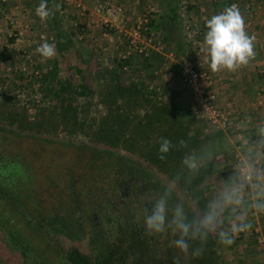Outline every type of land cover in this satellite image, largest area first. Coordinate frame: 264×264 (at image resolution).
<instances>
[{"label":"rangeland","instance_id":"obj_1","mask_svg":"<svg viewBox=\"0 0 264 264\" xmlns=\"http://www.w3.org/2000/svg\"><path fill=\"white\" fill-rule=\"evenodd\" d=\"M52 1L51 15L46 20H41L36 15L35 9L41 0H7L4 2L5 10L0 2L1 10H4L0 11V80L6 78L5 85L8 86L6 89L0 84V110L5 112L1 114V118L5 119L0 121V127L7 130L0 132V160L20 162L28 178L27 182L24 181L27 185H21L20 188L17 184L0 182V264H54L53 261L55 264H70L66 258L70 249L77 248L83 254L90 253L86 239L90 225L84 223L85 228L80 235H86L73 240L63 234L66 230L62 224L57 223H62V220L55 217L66 218L65 225L69 228L82 229L74 223V219L81 216V212L71 209L74 208L75 202L70 184L72 179L77 178H72L70 171L75 169L77 176L85 170L94 149L102 152L113 151L126 156L134 160L141 169L150 168L157 172L163 180L179 190V180H172L168 170L164 173L149 165L144 152L138 151V148L132 151L129 142L121 140L117 147H113L106 140L100 139L99 134L97 139H92L91 135L94 136L97 126L89 131L85 128L84 132L80 129L70 130L71 128H67L62 122V118L58 117L59 120L54 125L50 124L46 129L36 132L29 126L23 125L21 128L19 122H7V119L12 117L26 120L28 123L48 117L47 112L39 113L38 110H46L52 105V101L44 99L40 82L36 78L40 77L43 71L51 69L54 63L59 65L60 78H70L78 86L85 78L86 83L92 87V103L83 108L89 118L100 119L105 115L107 107L100 103V99L102 93L111 85L110 82L125 86L145 85L150 91L156 90L158 98L171 109L174 118L182 117L200 134L211 135L207 143L188 154L197 157L199 166L209 161L217 163V166L214 165L216 172L214 171V175L206 182L207 191L203 196L194 199L193 206L199 214L206 209L204 204H208L220 193L249 155L253 158H264V146L259 143L262 138L257 133V122L253 120L257 115L264 116V78L259 74L255 72L245 76L246 82L251 86L247 91H229L224 88L222 85L229 77L228 71H210L202 51L203 41L190 44L184 40L185 25L182 21L177 26L170 27L169 24L166 25L168 18L161 20L159 29L153 31L158 36L157 41L142 42L140 48L147 45L144 50L133 46L128 35L138 18L134 16L142 14L146 8L139 9L137 0H123L122 3L120 0H98V3L110 1L114 5L122 4L123 13L112 19L113 25H105L100 17L81 14L78 9L68 4V0ZM161 1L157 4L158 8ZM180 1L188 8V0ZM148 2L156 3L154 0ZM164 6L168 12L172 11L171 3L170 7L162 4V7ZM93 9L92 7L90 10ZM150 14L152 17L153 12ZM61 33L67 38L66 47L62 50L58 49V43L62 39ZM12 38L15 40L12 41ZM45 42L54 46V55L51 58H44L36 51ZM156 46L159 50H156ZM4 52H9L11 58H3ZM186 59L197 60L201 71L209 75L210 79L205 82L206 90L216 95L218 105L230 118V126L219 129L212 126L209 120L193 115L190 104L193 90L185 85L181 75L182 64ZM124 60H128V63L125 62L122 66L123 72L120 74L116 68L119 62ZM76 66L80 67L83 73H76ZM73 67L75 70H71ZM244 67H248V64L240 69ZM19 72L22 73L20 78ZM15 81L21 86L29 82L33 85L13 90ZM166 81L171 82L164 86ZM5 93L8 96L16 94L19 100L10 101L8 105L3 106L1 104ZM243 93L248 96L244 97ZM74 99L76 104L85 105L84 95H75ZM139 108L136 113L141 119L146 116L145 110L148 108ZM136 119L139 120V117ZM195 120H203L207 126L201 129ZM161 123L164 126L165 123ZM158 127V124L154 125V130L157 131ZM8 131L22 134L19 136ZM156 131L151 132L153 137L158 135ZM81 146L86 148L81 149ZM218 165L225 171L224 174L217 173ZM171 174L175 178L176 171L173 170ZM107 177L114 180L115 171L110 170ZM19 183L23 181L19 180ZM249 194L245 193L246 199ZM77 199L85 203L89 201V196L80 195ZM117 200L123 202L120 209L125 212L126 197L122 192H119ZM39 213L47 218L52 216L56 221L51 223L52 228L62 232L40 227L37 223L38 219H41ZM144 215L145 213L140 212L135 217L136 228L142 236L146 234ZM42 220L47 226L48 222L44 217ZM248 220L251 228L237 234L231 245L221 244L218 240L216 254L219 258L222 257L219 264H264V214H250ZM117 221L119 227L124 224L123 219ZM96 222L105 237L107 230L110 235L117 231L114 224L108 225L105 220L97 219ZM153 237L158 239L154 240ZM172 241L171 235L167 233L161 236L153 234L149 242V250L152 251L149 253V259L154 254L159 257L158 254L163 253L158 250V246H161L162 250L165 247V252L170 255L164 254V259L157 258L164 261L163 264H173V255L181 256L182 264H189L192 256L179 253L172 246ZM124 258L123 264H137L131 256Z\"/></svg>","mask_w":264,"mask_h":264},{"label":"trees","instance_id":"obj_2","mask_svg":"<svg viewBox=\"0 0 264 264\" xmlns=\"http://www.w3.org/2000/svg\"><path fill=\"white\" fill-rule=\"evenodd\" d=\"M6 1L7 0H0L4 10L6 6L4 2ZM176 2L177 0H171V9L173 13L172 11L168 12L165 18L161 20L168 18L175 24L179 16L178 12H180L177 8H173V4ZM178 2L182 3L180 0H178ZM47 4L50 9L53 1L47 0ZM161 20H151L149 23L151 29L158 30L161 25ZM60 37H62V39H60L61 41L58 43V49L61 48L62 50V48L66 47L67 42H65V40L67 38L62 33ZM197 39V41L201 42L200 37H197ZM11 40L14 41L15 39L12 38ZM2 57L9 59L11 58V54L9 52H4ZM122 62H119L118 68H116L120 74L123 72L122 66L125 62L128 63V60ZM76 69V73L81 71L80 67ZM71 70H75V67ZM81 73H83V71H81ZM72 76H74L73 73ZM18 77H22L21 72L18 73ZM36 80L40 82V89L43 92L44 99H50L52 101V105L46 110L44 108L38 110L39 113L47 112L48 117L29 123L26 120L23 121L19 118L12 117L11 119H7V122H19L21 128L23 125L26 127L29 126L36 132L46 129L50 124L54 125L58 122V117L62 118V122L68 126L67 128L70 127V130L80 129L84 132L85 128L89 131L97 126L94 136L91 135L92 139H97V134H99L100 139L106 140L113 147H117L121 140L127 141L132 151L138 148V151L141 150L144 152L143 154H145V159L148 161L149 165H152V167L164 173L168 170L172 180L180 181L178 190L163 180L157 172H154L150 168L141 169L134 160L128 159L126 156L117 154L113 151L102 152L99 150L95 151L94 149V151H92V158L89 160L85 170L77 174V176L75 169L70 171V174L73 175L72 178H77L76 180L72 179L73 182L70 184L73 191L71 194L74 195L75 202L73 203L74 208L71 209L81 212V216L74 219V223L82 229L77 230L75 228H69L65 225L67 222L66 218L55 217L60 219V221L62 220V223L59 221L57 223L62 224L63 229L66 230L63 231V234L71 237L73 240L82 238V235L83 237L86 235V233L80 235L85 228L84 223L90 225L89 234L86 237L88 245L90 246V253L83 254L79 249L72 248L67 251L66 255L69 263L123 264L124 257L128 255L131 256L137 264H163L164 261L160 259L157 260V258L162 257L164 259L166 255H169V252H165V250H167L165 247L164 250H162V247L158 246V250L163 253L158 254L159 257L154 254L152 258L150 257L149 259V253L152 252L149 250L151 244H149V242L152 235H141L136 228L135 217L137 213H144L145 207L150 208L154 200L163 194L165 188H171L173 190L169 198L170 207L174 204L182 203L190 220L201 215V213H197L198 211L196 212L194 209V199L203 196V193L207 191L208 185H206V182L214 175V165L217 166V163L212 161L206 162L200 165L196 172L191 173L184 167L182 161L192 150L198 149L207 143L211 135L200 134L198 130H194L189 123H186L182 117L179 119L174 118L171 109L164 104V101L158 98L156 90L150 91L145 85L140 86L134 84L125 86L120 83L113 84L110 82L111 85L102 93L100 99V103H103L107 107L106 113L102 115L100 119H96L89 118L83 110L86 105L92 103L94 94L92 87L86 83L85 78L83 83L79 86L70 78H60L59 65L58 63H54L51 69L43 71L41 76L37 77ZM6 81V78H2L0 84L3 88L7 89L8 86L5 85ZM170 82L171 81H166L164 86L170 84ZM32 85L29 82L25 86H21L17 85L15 81L12 88L15 90L17 87L23 88ZM75 95H84L85 105L76 104L74 99ZM16 100H19L16 94L8 96L5 93L1 105H8L10 101ZM139 107L148 108L145 110L146 116L141 119L139 114L136 113L139 112ZM2 113L5 112L0 110V121L5 119L1 118ZM137 117H139V120L136 119ZM161 121L165 123L164 126H162L163 124ZM205 123L206 122L203 120L196 121L197 126L201 129L207 126ZM156 124L159 125L157 131L154 130V125ZM4 131L7 130L0 127V132ZM149 131L150 133H148ZM152 131H156L158 135L153 137L151 134ZM10 133L19 136L22 134L15 132ZM161 137L168 138L173 144H178L179 141L183 140L186 143V147L174 148L167 154L164 160H161L159 159L158 152V142ZM80 148L85 149L86 146H81ZM110 170L115 171L116 177L114 180L113 178H111V180L107 177ZM173 170L176 171L175 178L171 174ZM26 173V170L20 162H4L0 160V182L6 184L11 183L12 185L17 184L20 188L21 185H27L24 182L28 181L25 175ZM217 173L224 174L225 171L218 165ZM178 177L181 178L177 179ZM19 180H22L23 183L20 184ZM119 192H122V195L126 197L125 212L120 209L123 202L117 200ZM85 194L89 196L88 202L82 203L81 200H76L77 197L80 195L84 196ZM191 203L192 205H190ZM206 206L207 204L205 203L204 207L206 208ZM95 214L97 215L98 221L105 220L108 225L114 224L117 230L115 234L110 235V232L107 230V237H105L104 234H102L103 232L100 231L101 229L96 225L97 220L94 218ZM39 215L41 216V219L37 221L39 226L42 228L48 227L51 230V223L55 221L54 218L52 216H48L47 218L41 213H39ZM43 217L45 221L48 222L47 226L44 225L45 222L42 220ZM119 219L124 220V224L120 227L117 221ZM53 231L62 232L60 229H53ZM165 233L171 235L172 240L177 238V234L171 232V230H167ZM157 235L161 236L162 234ZM216 237L217 236L214 234H210L204 245L202 254L198 257H192L189 264H219L222 257L219 258L216 254L219 243ZM153 239L156 240L158 238L153 237ZM119 240L121 243H119ZM59 250L62 251L60 247ZM169 250L173 252L171 248ZM53 263L55 264L54 261Z\"/></svg>","mask_w":264,"mask_h":264},{"label":"clouds","instance_id":"obj_3","mask_svg":"<svg viewBox=\"0 0 264 264\" xmlns=\"http://www.w3.org/2000/svg\"><path fill=\"white\" fill-rule=\"evenodd\" d=\"M35 11L41 20L51 15L47 0H41ZM205 27L207 31L202 51L212 73L222 70L234 72L254 58L255 37L247 34L245 20L237 4H231L211 16L206 20ZM36 51L44 58H51L54 46L45 42ZM258 133L262 138L259 143L264 146V127H260ZM158 143L161 160L174 148L186 147L183 140L173 144L165 137H161ZM182 163L191 173L198 170L199 162L195 155L186 156ZM258 163L249 155L220 193L208 202L203 213L191 220L182 203L169 206L173 190L165 188L150 208H144L146 234H163L171 230L177 234L172 246L184 256H200L210 234H215L221 244L231 245L237 234L251 228L250 214H264V166L257 167ZM246 192L250 193L247 199ZM173 264H182L181 256H174Z\"/></svg>","mask_w":264,"mask_h":264},{"label":"crops","instance_id":"obj_4","mask_svg":"<svg viewBox=\"0 0 264 264\" xmlns=\"http://www.w3.org/2000/svg\"><path fill=\"white\" fill-rule=\"evenodd\" d=\"M151 0H137L139 9L145 8L142 14H137L134 17H139L150 14L153 12V16H150L151 20H161L165 18V15L168 11L165 9V6L162 7V4L170 7L171 0H154L156 3H149ZM161 1V6L158 8L157 4ZM85 6H91L92 9L95 8L98 4V0H82ZM123 0H120L122 3ZM186 2V1H185ZM149 3V4H148ZM188 8L182 9L181 2H176L173 4V8H177L179 13L178 19L175 21V25L173 21L168 19V23L170 27L177 26L180 21L184 23V25H191L198 32V38L200 37V41H203L204 35L207 31L205 24L206 20L211 18V16L215 14H219L223 11V9L231 4H237L243 17L245 20L246 32L249 36H254V50L255 56L248 63V67H244L243 69H237L234 72L228 71L227 74L229 77L226 79V82L223 83V87L227 88V90H248L250 85H248L246 75L249 73L259 74V76L264 78V0H188ZM88 4V5H87ZM122 6V4H121ZM180 6V10H179ZM135 10V9H134ZM151 15V14H150ZM133 17V18H134ZM150 20V21H151ZM154 31V29H152ZM196 37V40H198ZM183 39L186 40L185 32L183 34ZM184 54V52H183ZM251 65V66H249ZM251 67V68H250ZM241 72V74L239 73ZM251 75V74H250ZM249 79V78H248ZM262 84V83H260ZM264 89V84L262 85ZM222 95V94H221ZM242 95H245L243 93ZM245 95L244 97H247ZM256 118L253 119L257 122L258 130L260 127H264V116L257 115ZM259 118V119H258ZM260 121V122H258ZM257 130V133H258ZM246 134V133H244ZM243 134V136H244Z\"/></svg>","mask_w":264,"mask_h":264},{"label":"built area","instance_id":"obj_5","mask_svg":"<svg viewBox=\"0 0 264 264\" xmlns=\"http://www.w3.org/2000/svg\"><path fill=\"white\" fill-rule=\"evenodd\" d=\"M183 2L185 1L183 0ZM68 4L74 6L83 15L90 14L95 17H100L105 25H113L112 19L114 20V18L123 13L122 6L114 5L110 1L99 2L93 10L86 7L82 0H68ZM181 7L182 9H185L187 8V5L181 3ZM150 20L149 14L136 19L134 22L135 25H133L131 32L128 35L132 45L139 47L140 50H144L145 47H147V45H145V47L140 48L142 42L145 43V41H148L151 43L158 39V36L155 35L149 25ZM184 31L188 43H200L196 40L198 32H196V29L193 26L189 24L186 25ZM156 50H159V47H157ZM181 75L185 85L193 90L194 95L192 96L190 103L193 115L197 118L209 120L212 126H216L219 129L230 126V118L218 105L216 95L207 92L205 82L208 81L210 77L207 75V72L201 71L197 60L186 59L182 64ZM255 159L259 161L257 167L264 166L263 157H255Z\"/></svg>","mask_w":264,"mask_h":264},{"label":"flooded vegetation","instance_id":"obj_6","mask_svg":"<svg viewBox=\"0 0 264 264\" xmlns=\"http://www.w3.org/2000/svg\"><path fill=\"white\" fill-rule=\"evenodd\" d=\"M94 218H95V220H97V215L96 214L94 215Z\"/></svg>","mask_w":264,"mask_h":264}]
</instances>
